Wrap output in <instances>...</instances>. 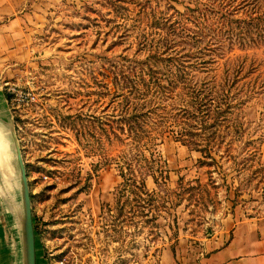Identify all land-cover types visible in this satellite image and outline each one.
Wrapping results in <instances>:
<instances>
[{"label": "rangeland", "instance_id": "rangeland-1", "mask_svg": "<svg viewBox=\"0 0 264 264\" xmlns=\"http://www.w3.org/2000/svg\"><path fill=\"white\" fill-rule=\"evenodd\" d=\"M27 34L0 55V218L25 220L20 151L37 263L160 264L264 220V0H66ZM142 69L172 72L171 105L183 84L215 86L220 134L241 140L196 149L162 132L168 121L149 150L110 141L113 95ZM127 164L156 194V223L120 211Z\"/></svg>", "mask_w": 264, "mask_h": 264}, {"label": "trees", "instance_id": "trees-1", "mask_svg": "<svg viewBox=\"0 0 264 264\" xmlns=\"http://www.w3.org/2000/svg\"><path fill=\"white\" fill-rule=\"evenodd\" d=\"M136 71L123 74L125 81L113 95L116 105L113 106V120L109 124L110 141L124 143L134 140L141 148L149 150L151 146L156 145V136L166 131L196 149L201 148V142H205L208 148L212 142L219 141L221 145L228 135L231 143L241 140V135L238 136L239 129L236 130L237 134H220V125L228 122L222 119L219 103H216L219 100V92L215 86L201 84L197 87L183 84L185 93L179 95L181 104L176 106L171 105L176 102V97L174 99L172 95L179 89L180 82L172 78V72L161 74L152 70ZM168 108L170 114L165 113ZM166 122L168 124L165 130H155V123L164 125ZM209 131L212 135L207 138ZM200 151L207 154L206 158L211 159L213 163L216 162L209 149ZM134 166L135 164H127V170L123 172L126 180L124 191L119 196V200L123 201L120 211L147 218L151 215L152 221L156 223L160 215L159 206L155 204L156 194L147 190L144 180H138L140 169Z\"/></svg>", "mask_w": 264, "mask_h": 264}, {"label": "crops", "instance_id": "crops-1", "mask_svg": "<svg viewBox=\"0 0 264 264\" xmlns=\"http://www.w3.org/2000/svg\"><path fill=\"white\" fill-rule=\"evenodd\" d=\"M65 1L0 0V55L3 50H22L18 42H25L30 27L39 26L53 8ZM6 216L11 222L10 227L2 226L0 218V264H25L22 226L13 224L9 213ZM178 249L165 250L160 264H264V220L258 224L242 222L230 233L223 232L199 247L182 252Z\"/></svg>", "mask_w": 264, "mask_h": 264}, {"label": "water", "instance_id": "water-1", "mask_svg": "<svg viewBox=\"0 0 264 264\" xmlns=\"http://www.w3.org/2000/svg\"><path fill=\"white\" fill-rule=\"evenodd\" d=\"M18 152V160L21 166L22 180L24 186V206L25 220L22 225L24 232V244L26 252V264H37L36 260V241H35V225L33 219L32 199L29 192L28 176L24 166L21 152Z\"/></svg>", "mask_w": 264, "mask_h": 264}, {"label": "bare ground", "instance_id": "bare-ground-1", "mask_svg": "<svg viewBox=\"0 0 264 264\" xmlns=\"http://www.w3.org/2000/svg\"><path fill=\"white\" fill-rule=\"evenodd\" d=\"M2 137H3V134H2V131H1V129H0V167H1V171H2V169L4 168L5 169V167H6V164H7V160H6V154L4 153L5 151H3V149H2V142L1 141H3L2 140ZM8 151V150H7ZM5 172H6V170H5Z\"/></svg>", "mask_w": 264, "mask_h": 264}]
</instances>
